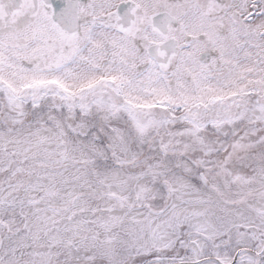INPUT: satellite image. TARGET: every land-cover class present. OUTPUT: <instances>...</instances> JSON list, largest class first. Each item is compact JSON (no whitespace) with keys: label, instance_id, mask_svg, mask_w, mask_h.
I'll use <instances>...</instances> for the list:
<instances>
[{"label":"snow or ice","instance_id":"1","mask_svg":"<svg viewBox=\"0 0 264 264\" xmlns=\"http://www.w3.org/2000/svg\"><path fill=\"white\" fill-rule=\"evenodd\" d=\"M0 264H264V0H0Z\"/></svg>","mask_w":264,"mask_h":264}]
</instances>
